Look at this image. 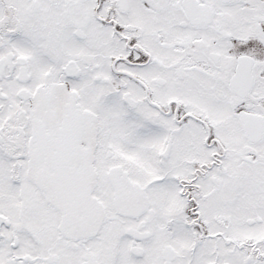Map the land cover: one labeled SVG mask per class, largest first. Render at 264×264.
I'll list each match as a JSON object with an SVG mask.
<instances>
[{"label": "snow or ice", "instance_id": "6c2138e0", "mask_svg": "<svg viewBox=\"0 0 264 264\" xmlns=\"http://www.w3.org/2000/svg\"><path fill=\"white\" fill-rule=\"evenodd\" d=\"M0 264H264V0H0Z\"/></svg>", "mask_w": 264, "mask_h": 264}]
</instances>
